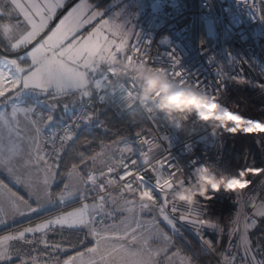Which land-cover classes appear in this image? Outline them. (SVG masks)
<instances>
[{"label": "snow or ice", "instance_id": "1", "mask_svg": "<svg viewBox=\"0 0 264 264\" xmlns=\"http://www.w3.org/2000/svg\"><path fill=\"white\" fill-rule=\"evenodd\" d=\"M0 34L3 51L16 54L0 56V172L8 178L0 179V264H195L196 253L174 243V236H183L181 228L193 233L202 250H214L206 232L214 231L219 242L224 225L205 214L202 201L183 208L170 203L168 193L192 178L167 156L157 158L155 137L137 130L100 141L90 153L80 150L96 144L95 129L109 130L100 119L106 104L127 112L129 125L137 116L152 117L156 97L142 94L134 75L117 76L116 59L149 65L180 86L188 85L183 73L154 66L139 36L90 0H0ZM228 117L230 131L264 133V122L231 110ZM70 152L74 159L66 162ZM261 176L264 167L242 168L233 177H244V186L227 192L237 205L227 229L230 250L244 222L242 264H264L248 237L254 217L264 218V179H253ZM113 181L120 185L116 190ZM128 189L149 192L154 200L137 199ZM49 234L61 239L50 240ZM235 261L224 254L223 264Z\"/></svg>", "mask_w": 264, "mask_h": 264}, {"label": "built area", "instance_id": "2", "mask_svg": "<svg viewBox=\"0 0 264 264\" xmlns=\"http://www.w3.org/2000/svg\"><path fill=\"white\" fill-rule=\"evenodd\" d=\"M261 1L255 0L253 5L254 0H247V3L244 0H153L133 32L146 46L154 66L183 73L181 79L186 84L198 83L197 89L215 96L222 108L244 119L264 122V21L259 10ZM122 74L133 75L126 69ZM241 80L244 82L241 83ZM104 106L115 118L126 113L120 110L118 104ZM145 119L149 126L142 130L143 135L148 139L156 138L159 145L157 158L167 156L186 178H193L204 168L215 172L218 177H230L242 168L264 167V133L233 132L229 130L234 127L232 123L223 125L218 120L204 121L194 112L169 116L153 110L152 117ZM144 148L147 150L146 145ZM253 179L259 183L264 176ZM260 196L264 198L263 193ZM202 203H206L205 214L224 225L226 230L222 239L216 242V233L207 230L206 235L214 242V250L205 251L193 233L183 228L196 245L192 246L194 244L189 241L185 243L183 236H174L176 247L189 255L194 251L195 264H223L225 253L230 257L236 256L235 264H242L243 250L239 236L243 231V219L237 233L231 237V250L227 234L229 221L237 208L234 195L221 190L213 194L210 201ZM248 214L250 219L253 218L250 208ZM254 218L257 223L248 229L249 239L262 219L259 216ZM169 232L171 234L170 229ZM222 243L224 249L221 250Z\"/></svg>", "mask_w": 264, "mask_h": 264}, {"label": "clouds", "instance_id": "3", "mask_svg": "<svg viewBox=\"0 0 264 264\" xmlns=\"http://www.w3.org/2000/svg\"><path fill=\"white\" fill-rule=\"evenodd\" d=\"M111 55L110 52L106 53ZM114 71L117 76L128 70L140 83L142 94L155 96V102L151 105L154 111L164 114H188L196 113L204 121H217L220 124L230 123L228 110L222 108L216 101V97L207 95L197 88L185 85L180 86L169 81L162 74L152 70L149 65H129L120 59L114 61ZM243 83L244 81H240ZM158 94V95H157ZM221 117V119H217ZM244 177L217 176L215 172L199 171L195 173L190 183H178L177 186L168 193L170 203L176 205L194 206L201 201H208L213 198V194L221 187L225 192L241 190ZM111 188H119L118 182L113 181ZM129 195H135L137 199L154 200L149 192L139 189L125 190ZM123 194V192L121 193Z\"/></svg>", "mask_w": 264, "mask_h": 264}, {"label": "trees", "instance_id": "4", "mask_svg": "<svg viewBox=\"0 0 264 264\" xmlns=\"http://www.w3.org/2000/svg\"><path fill=\"white\" fill-rule=\"evenodd\" d=\"M109 1L111 0H90V2L97 4L98 7L100 8H103L104 6H106V4ZM148 10L149 8L144 12L143 15L140 16V18L144 16L145 14H147ZM259 10H260V14L262 13V10H264V2L262 1L259 3ZM261 18L264 21V15L261 14ZM96 107L102 108L103 106L97 104ZM129 118L130 117L128 116L127 112L123 114L120 118H115L112 115V113L104 106V110L101 113L100 119L105 121L109 130L107 132H104L101 129H95L92 135L96 138V144L92 146H88V147L80 146V150L84 151L85 153H90L93 150V148L98 150V144L100 141H103L105 143H110L113 140H117L123 137H128L132 135L135 131L144 130L149 126L145 118L140 119L138 116L136 118L137 123L133 125H129L128 124ZM73 159H74V154L71 152L65 157L66 162H71ZM185 237L190 239V241L193 242L192 244H194V241L190 236L185 234ZM68 238L73 243H75L77 240V235L72 234ZM250 241H251L252 248L255 254L257 255L258 259L264 260V218H262L259 221L257 227L251 232Z\"/></svg>", "mask_w": 264, "mask_h": 264}, {"label": "rangeland", "instance_id": "5", "mask_svg": "<svg viewBox=\"0 0 264 264\" xmlns=\"http://www.w3.org/2000/svg\"><path fill=\"white\" fill-rule=\"evenodd\" d=\"M152 1L153 0H111L101 9H104V14L107 18H114L122 23L126 28L134 31L135 25L139 23V21L146 14L141 18L140 16L143 15L144 12L150 7ZM114 67L116 66L114 65ZM162 227H165V230L169 231L165 225L162 224ZM181 231L183 233L186 232L183 228H181ZM185 234L183 235V241L185 243L189 241L192 244L193 242L186 238ZM195 245L196 243L194 242V245L192 246Z\"/></svg>", "mask_w": 264, "mask_h": 264}, {"label": "crops", "instance_id": "6", "mask_svg": "<svg viewBox=\"0 0 264 264\" xmlns=\"http://www.w3.org/2000/svg\"><path fill=\"white\" fill-rule=\"evenodd\" d=\"M59 11V10H58ZM0 44L2 45V47H4V45L6 44V41H4L2 34H0ZM59 113L57 114V117L59 118ZM0 179H4L6 182H8V178L7 175L3 172H0ZM21 194H24L23 189H18ZM3 229H0V231H2ZM67 235V234H66ZM49 239L50 240H55L58 241L61 239V237L59 235H55V234H49ZM42 247V246H40Z\"/></svg>", "mask_w": 264, "mask_h": 264}, {"label": "water", "instance_id": "7", "mask_svg": "<svg viewBox=\"0 0 264 264\" xmlns=\"http://www.w3.org/2000/svg\"><path fill=\"white\" fill-rule=\"evenodd\" d=\"M78 0H69V3H75V2H77ZM63 14V10H59L58 11V17L60 16V15H62ZM58 21V19L57 20H54L52 23H53V26H54V24L56 23ZM0 55H2V56H15L16 54L15 53H10V52H4L3 51V47L0 45ZM263 197H264V193H263Z\"/></svg>", "mask_w": 264, "mask_h": 264}, {"label": "bare ground", "instance_id": "8", "mask_svg": "<svg viewBox=\"0 0 264 264\" xmlns=\"http://www.w3.org/2000/svg\"><path fill=\"white\" fill-rule=\"evenodd\" d=\"M225 240H226V239H224L223 241H225ZM221 247H222L221 250L224 249V248H223V247H224V243H222V246H221Z\"/></svg>", "mask_w": 264, "mask_h": 264}, {"label": "flooded vegetation", "instance_id": "9", "mask_svg": "<svg viewBox=\"0 0 264 264\" xmlns=\"http://www.w3.org/2000/svg\"><path fill=\"white\" fill-rule=\"evenodd\" d=\"M258 223H259V221H258ZM258 225V224H257Z\"/></svg>", "mask_w": 264, "mask_h": 264}]
</instances>
